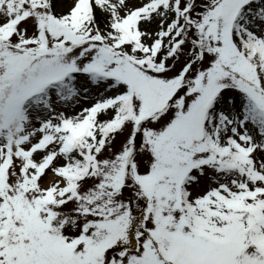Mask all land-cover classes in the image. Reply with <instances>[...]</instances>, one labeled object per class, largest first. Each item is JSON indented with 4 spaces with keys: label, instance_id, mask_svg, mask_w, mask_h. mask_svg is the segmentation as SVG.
Segmentation results:
<instances>
[{
    "label": "snow or ice",
    "instance_id": "obj_1",
    "mask_svg": "<svg viewBox=\"0 0 264 264\" xmlns=\"http://www.w3.org/2000/svg\"><path fill=\"white\" fill-rule=\"evenodd\" d=\"M0 264H264V0H0Z\"/></svg>",
    "mask_w": 264,
    "mask_h": 264
}]
</instances>
